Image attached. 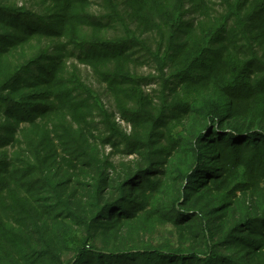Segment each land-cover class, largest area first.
<instances>
[{
  "label": "trees",
  "instance_id": "obj_1",
  "mask_svg": "<svg viewBox=\"0 0 264 264\" xmlns=\"http://www.w3.org/2000/svg\"><path fill=\"white\" fill-rule=\"evenodd\" d=\"M0 264H264V0H0Z\"/></svg>",
  "mask_w": 264,
  "mask_h": 264
},
{
  "label": "rangeland",
  "instance_id": "obj_2",
  "mask_svg": "<svg viewBox=\"0 0 264 264\" xmlns=\"http://www.w3.org/2000/svg\"><path fill=\"white\" fill-rule=\"evenodd\" d=\"M139 73L140 74H148V73H151V72H150L149 68L142 67L141 69H139ZM156 90H157V88H156ZM171 235H172V233H171V230L169 228H160L159 229L158 239L161 240V241L162 240H166V239H171Z\"/></svg>",
  "mask_w": 264,
  "mask_h": 264
}]
</instances>
